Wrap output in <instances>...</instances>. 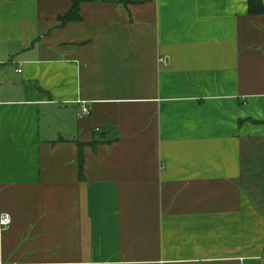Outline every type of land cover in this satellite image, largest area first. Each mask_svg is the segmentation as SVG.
<instances>
[{
	"label": "crops",
	"instance_id": "1",
	"mask_svg": "<svg viewBox=\"0 0 264 264\" xmlns=\"http://www.w3.org/2000/svg\"><path fill=\"white\" fill-rule=\"evenodd\" d=\"M75 1L0 0V264H264V15Z\"/></svg>",
	"mask_w": 264,
	"mask_h": 264
},
{
	"label": "trees",
	"instance_id": "2",
	"mask_svg": "<svg viewBox=\"0 0 264 264\" xmlns=\"http://www.w3.org/2000/svg\"><path fill=\"white\" fill-rule=\"evenodd\" d=\"M83 0H76L73 4L71 13H69L66 16L61 17V20L63 22H69V21H76L80 19V4ZM248 6H249V13L250 15H264V3L262 0H248ZM83 166H84V157L83 153L80 148L79 153V169L81 173V177H83Z\"/></svg>",
	"mask_w": 264,
	"mask_h": 264
},
{
	"label": "built area",
	"instance_id": "3",
	"mask_svg": "<svg viewBox=\"0 0 264 264\" xmlns=\"http://www.w3.org/2000/svg\"><path fill=\"white\" fill-rule=\"evenodd\" d=\"M19 71H21V70H19ZM79 113H80V115L86 116V117L91 115L90 109L88 107H85V106L81 108ZM12 220H13V218L11 217L10 214H6V213L2 214L1 220H0L1 227L2 228H8L9 225L12 223Z\"/></svg>",
	"mask_w": 264,
	"mask_h": 264
}]
</instances>
